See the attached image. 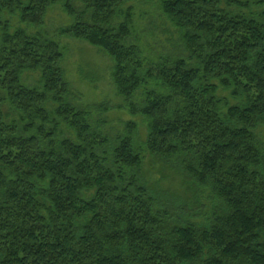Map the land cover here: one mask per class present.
<instances>
[{"label": "trees", "instance_id": "1", "mask_svg": "<svg viewBox=\"0 0 264 264\" xmlns=\"http://www.w3.org/2000/svg\"><path fill=\"white\" fill-rule=\"evenodd\" d=\"M135 1L0 0V264H264V12L160 0L188 57L153 64L130 42ZM57 5L72 19L58 38L111 58L142 148L182 191L139 178L134 122L104 133L75 104L65 49L42 32Z\"/></svg>", "mask_w": 264, "mask_h": 264}, {"label": "rangeland", "instance_id": "2", "mask_svg": "<svg viewBox=\"0 0 264 264\" xmlns=\"http://www.w3.org/2000/svg\"><path fill=\"white\" fill-rule=\"evenodd\" d=\"M247 3H249L250 8H244L241 11L231 9L230 11L256 16L264 12V6L256 4V0H248ZM76 5L79 8L82 7L79 2H76ZM128 6L134 9V32L130 42L136 44L142 59L148 63L160 64L177 57H188L185 41L181 34L162 16L160 0H137ZM71 21L72 19L66 15L61 5H57L50 10L46 26L42 32L50 38H56L65 49L63 65L67 80L77 99L75 104L81 108L92 107L90 109L92 119L96 123V127L104 133L122 135L126 132L127 123L134 122L138 127L137 144L146 158L143 174L141 172L142 175L139 178L144 183L155 184L159 182L162 187L171 191H182L178 178L181 176L180 173L176 174L172 170L165 169L161 165L162 163L151 158L149 153L142 148L148 135L147 121L144 117L134 116L128 109L121 107L126 103V100L118 95L113 84V61L111 58L88 43L58 38L57 31L61 27L69 25ZM13 25L16 26L18 23L13 21ZM38 77L37 74L31 75L27 83L36 85ZM86 77H90V81L95 84L86 81ZM219 96L226 99V102L231 106L242 104L241 100L234 99L230 92L222 89L219 91ZM72 101L74 102L73 99ZM136 101H141L140 94ZM100 105L107 107V111L104 109L94 110V106ZM259 134L264 143V127L259 130Z\"/></svg>", "mask_w": 264, "mask_h": 264}]
</instances>
